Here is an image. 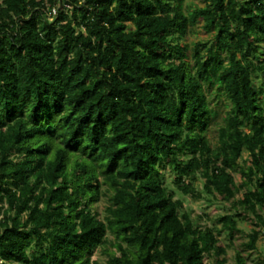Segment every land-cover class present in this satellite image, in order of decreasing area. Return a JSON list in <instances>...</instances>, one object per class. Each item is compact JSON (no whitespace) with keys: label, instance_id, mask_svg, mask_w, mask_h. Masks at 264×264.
<instances>
[{"label":"trees","instance_id":"obj_1","mask_svg":"<svg viewBox=\"0 0 264 264\" xmlns=\"http://www.w3.org/2000/svg\"><path fill=\"white\" fill-rule=\"evenodd\" d=\"M181 2L0 0V264H226L229 248L246 264L264 235V0ZM199 25L210 37L184 43ZM177 192L230 212L201 227Z\"/></svg>","mask_w":264,"mask_h":264},{"label":"rangeland","instance_id":"obj_2","mask_svg":"<svg viewBox=\"0 0 264 264\" xmlns=\"http://www.w3.org/2000/svg\"><path fill=\"white\" fill-rule=\"evenodd\" d=\"M204 0H182L180 7L182 9H186V7H194V6H203ZM210 37L209 33H207L200 25L193 28L186 37L184 38L183 42L187 43L188 45H192L193 43L197 41H202L204 39H207ZM209 138L214 142L215 140V132H210L208 134ZM248 157V152L245 150L243 153V157L239 160L240 163H244L243 159H246ZM164 176H165V183L169 187L174 188L173 183V176L169 172V168H166L163 170ZM235 180L238 182L241 181V175L239 172H234ZM198 187H201V181L198 180L196 182ZM176 197H180L184 200V205L186 209L190 212L191 217L193 220L199 223L201 227L210 226L212 223H214V219L217 216H221L225 213L230 212V204L228 202L222 201L221 199L217 198L216 200H213L212 202H207L205 197L201 196H195V195H181L178 192L176 193ZM106 199L105 197L101 196L99 200H97L94 203L95 209H97L100 213V216L103 217L104 215V207L106 205ZM206 214L210 215V218L206 217ZM238 226L241 229L242 232L238 233L235 237V245L237 249L241 248V243L244 241H247V233L250 232L251 228L253 227V222L250 218H247L245 220H239ZM108 240V245L105 246L107 250H114V238L113 235L110 234V232L106 233ZM224 242H227V236L226 233L223 232L220 236ZM228 259L226 264H236L235 260V250L233 248H229L228 251ZM242 254L246 258V264H258L259 261L264 256V235L261 234L257 240V247L256 249L252 251H243ZM93 258L104 262L107 259L106 250L104 248H96L93 253ZM208 263V258L206 259Z\"/></svg>","mask_w":264,"mask_h":264},{"label":"built area","instance_id":"obj_3","mask_svg":"<svg viewBox=\"0 0 264 264\" xmlns=\"http://www.w3.org/2000/svg\"><path fill=\"white\" fill-rule=\"evenodd\" d=\"M57 8L56 7H52L51 9H50V12H49V14L51 15V16H53V15H55V14H57Z\"/></svg>","mask_w":264,"mask_h":264}]
</instances>
